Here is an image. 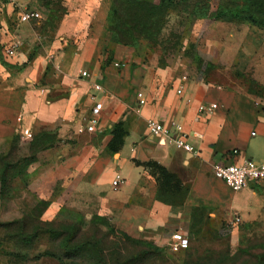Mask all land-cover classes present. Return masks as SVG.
Returning <instances> with one entry per match:
<instances>
[{
    "label": "crops",
    "instance_id": "crops-1",
    "mask_svg": "<svg viewBox=\"0 0 264 264\" xmlns=\"http://www.w3.org/2000/svg\"><path fill=\"white\" fill-rule=\"evenodd\" d=\"M21 1V8L0 1V20L6 14L19 16L28 7L26 0ZM218 3L210 1L212 11ZM193 13L171 11L177 17ZM106 21L107 17L73 41L62 39L58 52L31 61L18 29L1 27L0 48L13 43L21 47L6 61L0 49V160L19 138L28 142L40 132L57 134L56 146L42 157L58 166L60 182L65 175L74 178L64 183L63 193L75 192L80 199L90 193L112 201L107 209H114V221L160 233L156 239L168 242L177 230L190 233L198 212L218 222H230L235 216L244 225L264 222V183L234 192L213 172L217 164L264 159V101L211 81L203 72L206 63L224 62L222 51L231 40L243 45L244 27L235 24L245 23L230 22L232 27L222 21L194 23L192 27H210L201 53L163 63L145 56L140 47L115 44ZM259 42L247 37L245 44L252 47ZM242 45L233 62L242 56ZM84 72L88 77L82 76ZM183 75L189 77L188 82H182ZM182 83L185 90L180 96L177 90ZM94 85L102 90L96 91ZM140 93L146 99L141 107ZM92 96L103 104L99 124L93 133H79V128L88 125L95 106ZM187 99L192 102L188 104ZM213 104L217 106L213 115L199 112L201 105ZM150 121L182 124L195 136L192 142L197 152L187 154L153 136ZM71 135L74 143L68 140ZM120 142L115 151L113 145L118 147ZM234 151L239 154L233 156ZM163 171L173 179L164 177ZM114 181H119L117 187ZM185 189L183 200L174 202L173 194ZM3 207L0 194V209ZM50 218V214L43 216L44 220ZM15 221L19 219L10 222Z\"/></svg>",
    "mask_w": 264,
    "mask_h": 264
},
{
    "label": "rangeland",
    "instance_id": "rangeland-1",
    "mask_svg": "<svg viewBox=\"0 0 264 264\" xmlns=\"http://www.w3.org/2000/svg\"><path fill=\"white\" fill-rule=\"evenodd\" d=\"M0 1L3 4L5 2ZM160 1L156 0L155 3L159 4ZM210 1L182 0L178 10L206 12L211 7ZM235 1L225 0V3L234 6ZM26 3L27 9L38 8L40 18L24 29L19 28L21 23L18 15L14 17L6 14V21L0 20V29H18L19 36H22L19 39L27 47L28 61L58 52L57 46L62 39L73 41L82 37L86 30L90 31L106 17V23L110 24L114 6L120 5L117 0H26ZM202 5L203 10L200 7ZM15 11L19 12V9ZM215 13L209 10L207 15L177 17L171 15L170 10L162 11L157 18V27L136 28L138 32L133 34L138 43L133 48L140 47L145 56L156 57L163 63L184 58L188 54H200L206 45L204 39L211 34L210 27L192 25L197 22L213 24L218 17ZM246 24H235V27H244L241 32L243 45L227 40L230 43L223 49L221 56L224 62L215 65L206 63L203 72L211 81L264 101V29L260 28V32L250 28V31L244 26ZM226 25L232 27L230 22H226ZM108 30L113 41L111 27ZM144 31L148 34L139 33ZM247 37L257 38L260 42L249 47L245 44ZM118 38L126 40L122 35ZM232 44L237 47H232ZM240 45L242 56L235 57L233 62L234 53L240 49ZM6 47L2 45L0 48L5 61L12 59L6 54ZM74 139L71 135L68 140L74 143ZM56 144L57 134L40 132L28 142L19 138L11 150L4 154L0 168L3 178L1 200L4 205L0 209V264H259L257 257L264 255V222L255 225L242 223L229 233V220L218 222L198 212L195 218L197 223L192 226L190 233L186 232L192 235L189 250L174 254L168 249V241L156 239L160 233L140 231L137 227L114 221V209H107L112 201L105 198L100 200L90 193L81 199L76 197L75 192L63 193L66 188L64 183H71L74 178L65 175L61 177L64 182H60L57 178L58 166L49 163L48 157H42ZM186 191L174 193V202L183 200ZM170 199H173L172 196ZM48 214L51 218L44 220L43 216ZM15 219L27 220L29 232L35 227L56 232L73 229L72 234H78L77 243L90 242L91 245L82 247L73 258L62 257L58 260L51 255L59 254L60 239H53L43 230L34 241L30 242L29 239L25 243L27 238L23 241L17 236L16 226L7 227ZM145 243L153 244L158 249H149Z\"/></svg>",
    "mask_w": 264,
    "mask_h": 264
},
{
    "label": "trees",
    "instance_id": "trees-1",
    "mask_svg": "<svg viewBox=\"0 0 264 264\" xmlns=\"http://www.w3.org/2000/svg\"><path fill=\"white\" fill-rule=\"evenodd\" d=\"M120 5L119 7L114 6L112 13V20L110 22L111 31L113 33V42L115 44H124L131 45L132 47H136L138 40L134 39V32H136V28L143 27H157L158 20L157 18L162 14V11L165 10H174L178 9L180 6L179 3L182 0H161L160 3L156 4L150 0H117ZM201 10H203V5L200 6ZM208 11H194V15H207L211 7L207 8ZM213 14V13H212ZM216 21L222 22H243L258 28L264 29V0H236L235 5H227L225 0H219L218 8L216 10ZM211 15V14H210ZM20 18V15H19ZM160 27V26H159ZM120 28V29H119ZM138 32V31H137ZM140 34H148L147 31L139 32ZM120 35L126 37V40H120L118 38ZM126 41V42H124ZM121 142L118 143V147L114 146V150L117 151L121 146ZM2 156L0 160V164L2 166L3 161ZM164 172V177L173 178V176L169 175L167 172ZM2 183L3 178L0 176V184H1V197L3 196L2 191ZM35 217L34 219H36ZM16 226L17 236L21 238L25 243L31 239L30 242L34 241L40 234H42L43 230L49 234L53 239L61 240L60 241V251L58 255H51L54 258L60 260L63 258H73L75 254L82 250V247H89L91 245L90 242H80L77 243L78 234H72L73 229L67 232H56L49 228H38L35 227L31 232L28 231L27 228V220L15 221L10 223L7 227ZM128 240L132 241L131 238L125 236ZM149 249L157 250L158 248L150 243L144 244ZM92 247H97V245H92ZM259 264H264V255H260L257 257Z\"/></svg>",
    "mask_w": 264,
    "mask_h": 264
},
{
    "label": "built area",
    "instance_id": "built-area-1",
    "mask_svg": "<svg viewBox=\"0 0 264 264\" xmlns=\"http://www.w3.org/2000/svg\"><path fill=\"white\" fill-rule=\"evenodd\" d=\"M7 3L21 8V0H5ZM40 18V13L32 9L22 8L20 13L19 21L21 24H28L32 21H37ZM19 49V43H13L11 46L6 48V54L9 57L16 56ZM119 64H116V67H119ZM83 77H88L87 73H82ZM189 77L187 75L182 76V82H188ZM181 84L177 90V94L182 96L184 95L185 86ZM96 91H101L102 87L100 85H94ZM138 99L140 107L146 104V99L143 94H138ZM92 100L95 102V106L91 111V117L88 121L86 127L79 128V133L89 132L93 133L96 131V128L99 124L101 113L103 111V104L97 102L95 96H92ZM191 99H187V103H191ZM217 109L216 105H201L199 107V112L205 116H211L215 113ZM150 133L155 136L164 139V141H169L175 145L179 150L184 151L187 154H195L197 152L192 139L194 135H190L184 129L183 125L177 122H173L169 125L160 124L156 121L149 122ZM233 156L239 154L238 151H234ZM214 175L224 181L234 192H240L252 185H258L264 183V159L260 162L253 160H246L241 164L231 163L230 165L217 164L213 169ZM119 181H114L113 186L117 187ZM243 223L242 218L235 216L227 224V232H232L233 229L240 226ZM191 246V237L184 231L177 230L175 231L168 243V249L174 253L179 254L189 250Z\"/></svg>",
    "mask_w": 264,
    "mask_h": 264
}]
</instances>
